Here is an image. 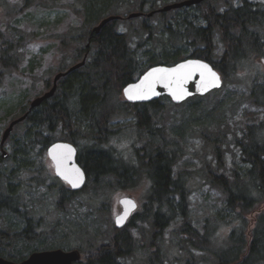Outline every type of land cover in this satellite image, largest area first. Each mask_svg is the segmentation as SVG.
<instances>
[{
    "label": "trees",
    "instance_id": "obj_1",
    "mask_svg": "<svg viewBox=\"0 0 264 264\" xmlns=\"http://www.w3.org/2000/svg\"><path fill=\"white\" fill-rule=\"evenodd\" d=\"M35 1L25 0L24 6L29 7ZM82 1L78 10L81 26L70 29L62 43L76 47L75 60L87 54L85 65L60 79L54 96L30 111L26 121L15 127L21 129L19 138L12 133L11 153L0 161V218L3 219L0 257L21 262L31 254L23 255L29 246L24 245L21 251L20 245L36 239L39 220L34 221L25 193L31 195L32 189L37 190L50 179L43 161L37 162L36 158L45 154L52 143L63 141L79 148L77 161L88 181L94 184L113 177L115 189L134 190L144 180L148 182L143 213L138 221L151 222L155 251L146 255L142 264H172L173 259L178 260V256H172L173 251L189 250L211 255L212 264H264V211L257 215L250 232L247 220L249 214L264 204V117L247 123L242 136L233 140L239 156L238 161L233 156L228 171L224 153L217 145L219 139L213 140L215 166H206L202 175L207 185L223 195V206L204 220L199 232L188 216L192 176L174 170L183 154L180 144L189 125L174 126L171 137L165 138L167 133L156 125L164 106L162 101L171 103L168 98L148 104H130L122 99L123 88L146 69L193 58L207 62L220 73L223 86L240 80L247 72L252 77L248 84L249 102L264 111V71L254 62L264 58V6L240 0L237 6L225 1L222 7L218 2L212 4L205 0L172 10L170 13L174 12L175 16L167 18L169 12L155 11L183 0ZM131 13L142 14L139 17L141 33L139 30L131 33L139 38L135 47H131L130 36L118 30L119 20L107 23L97 34L92 32L106 17L120 16L121 21H131L127 19ZM156 17L159 22L153 24L151 21ZM18 60L14 41L5 40L0 46L1 70L16 68ZM46 88H51L50 82ZM221 91L215 90L205 97ZM203 101L204 97H194L183 103L193 109L194 125H199L206 113L218 116L211 125L221 122L225 115L223 105L205 110ZM27 111L28 108L23 110V114ZM121 117L134 120L137 140L144 142L133 151V159H126L113 148L114 140L118 144L115 138L119 131L112 129V123ZM53 185H47V190L52 191ZM74 195L61 185L55 206L62 200L69 202ZM177 219L182 220L179 230L161 239L163 231ZM134 220L135 216L126 228L132 227ZM3 221L8 225H2ZM125 229L115 230L108 245L94 248L90 244L81 250L85 264H125L119 259L133 256L138 247ZM37 242L38 246L42 245L40 239Z\"/></svg>",
    "mask_w": 264,
    "mask_h": 264
},
{
    "label": "rangeland",
    "instance_id": "obj_2",
    "mask_svg": "<svg viewBox=\"0 0 264 264\" xmlns=\"http://www.w3.org/2000/svg\"><path fill=\"white\" fill-rule=\"evenodd\" d=\"M210 1L212 4L218 2L222 7L225 5V1L235 6L240 2V0ZM249 1L264 6V0ZM24 3L25 0H0V46L7 39L13 40L16 56L18 55L19 58L16 68L6 72L0 68V138L9 123L22 116L23 110L29 108L31 101L49 90L46 88L47 82L52 85L54 76L63 68L67 69L81 61V58L75 60L74 50L76 47L74 45L66 46L65 43H62V38L69 33L70 29L80 28L82 20L78 10L83 1L36 0L29 7H25ZM173 16H175L174 12L167 14V18ZM140 21V18H133L131 21H118V30L130 36L131 47H135L136 42L139 41V38L131 33L134 30L140 31ZM151 22L156 24L159 22V18L156 17ZM143 34H141L142 37ZM254 62L264 71V58L261 62L258 59ZM246 73L241 75L240 80L222 85V91L215 96L209 98L204 96L202 105L206 106L205 110L214 107L217 109L220 105L225 108V115L222 121L217 124L211 125L213 119L218 118L217 114L213 113L212 116L210 113H206L201 117L199 125H194L195 113L187 103L175 107L168 101H162L164 106L157 117L159 122L156 127L167 133L164 135L165 138L171 137L170 132L174 126L186 127L189 125L184 140L180 144L183 154L178 159L174 170L192 176L189 184L191 193L188 216L191 225L199 232H202L204 220L213 216L223 206V195L207 185L202 175L206 166H215L213 140L219 139L217 145L224 153L225 167L228 171L232 166L233 158L236 157L238 161L239 156L233 140L242 136L247 123L264 117V111L257 109L249 102L248 84L252 77ZM209 124L210 126H208ZM112 125L113 130L119 131L115 138L118 139V144L114 140L116 143L113 148L117 149L126 159H133V151L144 143L138 142L137 133L133 128L134 120L121 117L116 119ZM20 131V128L15 129L14 127L15 134L13 136L19 138ZM9 138L3 146L8 154L11 153ZM36 161H43L42 163L51 177L45 180L44 186H40L37 190L32 189L31 195L25 193L26 200H28L26 202L29 203V208L33 211V216L36 219L34 221L38 222V219L39 222L37 233H35L36 239L26 240L25 244L20 245L21 251L24 245L29 246L28 251L23 255L28 256L34 251L57 249L59 246L64 251L72 249L84 251L90 244L94 248L108 245L116 230L114 219L119 214L118 201L122 197L129 196L136 202L137 210L135 211L134 225L128 228L138 247L133 256L122 260V262L125 264L143 263L146 255L149 254V243L152 242L154 233L149 224L138 221V216L143 213L145 195L149 188L146 180L134 190L115 189L113 177L104 178L96 184L89 180L85 188L75 193L69 202L62 200L59 206L57 203L55 206L56 201L54 200H58L57 190L62 184L54 178L46 152L39 154ZM111 183H113L112 186ZM49 184H56L53 185L52 191L46 188ZM262 211H264V204L247 216L248 232L254 227L255 219ZM2 220L0 218V222ZM5 223L8 225L6 221H3L2 225ZM181 226L182 220L177 219L163 231L161 239L169 238ZM37 239L42 241V245L38 246ZM172 253V256H178V260L173 259L172 264H212L213 261L211 255L194 250L173 251ZM81 261L86 263L84 257Z\"/></svg>",
    "mask_w": 264,
    "mask_h": 264
},
{
    "label": "water",
    "instance_id": "obj_3",
    "mask_svg": "<svg viewBox=\"0 0 264 264\" xmlns=\"http://www.w3.org/2000/svg\"><path fill=\"white\" fill-rule=\"evenodd\" d=\"M203 1H205V0H183L180 2L165 5L164 7L156 10L155 12L156 13H167V12H170L172 10L198 5V4L202 3ZM152 15H153V12L148 14V17H150ZM141 16H142L141 13H131L127 16V19L139 18ZM121 19H122V17H120V16L106 17L103 20H101L98 23V25H96L92 29V32L97 34L100 32V30L103 28V26H105L107 23H109L111 21H115V20H121ZM86 58H87V54L84 55V58L80 62L69 67L65 72L57 73L53 78L51 88L47 92H45L42 96L37 97L33 101H31V103L29 104L28 111L26 113H24L22 116H20L19 118L15 119L9 123L8 127L4 130V132L2 133L1 138H0L1 158L2 159H5L8 157L7 152L4 151L2 149V147L5 145L9 136L13 132L14 127H16L17 125L26 121L30 111L39 107L44 101L52 98L56 92L57 83L59 82V80L64 78L65 76H67L71 72L83 67L85 65ZM189 62H198L199 64L208 65V67L211 69V71L216 73V76L218 77V84L216 86H212V87H209L207 89L203 88L202 83H201L200 71L195 70V71H192L190 78H188L186 81L183 82L182 87H183L184 94L182 95V98L179 100L173 98V96L171 94L172 90L168 87L163 86V83H157L155 85V94L149 95L147 98L139 99V100H129L126 98V96L124 94V89L129 87V85L139 84L141 82V80H143V78L148 73L152 72L154 69L171 70V69H176L177 66H179V65L189 64ZM222 85H223L222 76L215 69H213V67L210 64H208L205 61L199 60V59L187 58V59H184V60H182L176 64H173V65H155V66H152V67L146 69L134 82L128 84L126 87L123 88L122 98L127 103H130V104H148V103L157 101L160 98H168L172 104L181 105L191 98L204 97V96L208 95L209 93H211L215 90H219V89H221ZM172 87H173V89H178L179 85L175 81H173ZM58 145H60V146L67 145L68 148H70L72 150L71 155L67 156V160L65 161V167L67 168L68 173H74L76 169H79V171L81 173V179H80L77 187H73L72 184L68 182V180L64 179L63 176L57 174V161L52 159V155H56L58 158H62L63 156H65L67 154V149H64L63 147L58 148L57 147ZM46 155H47V159L51 162V164L53 166V174H54L56 179L64 182L72 192H79L85 187L86 181H87L86 175H85L83 169L77 163V160H76L77 159V150L74 147V145H72L68 142H63V141L54 142L47 148ZM69 178L74 179L75 177L70 176ZM123 201H131L135 205V207L133 208L129 204L122 203ZM118 203H119V206L121 207V211L114 219V227L117 230H121L127 225L129 219L134 214V212L137 210V204L134 201V199L132 197H129V196L128 197H122L121 199H119ZM125 212H127V216L123 220L122 224L118 226L116 224V220L118 217L124 216ZM80 260H81V254L78 250L64 251L61 249H54V250H48V251L33 252L26 259H24L21 262H13V261H10V260H7V259L0 257V264H76V263L80 262Z\"/></svg>",
    "mask_w": 264,
    "mask_h": 264
},
{
    "label": "snow or ice",
    "instance_id": "obj_4",
    "mask_svg": "<svg viewBox=\"0 0 264 264\" xmlns=\"http://www.w3.org/2000/svg\"><path fill=\"white\" fill-rule=\"evenodd\" d=\"M199 70L201 83L203 88L207 89L218 84V77L216 73L212 72L211 69L206 64H199L198 62H189V64H182L177 66L176 69L171 70H161L154 69L152 72L148 73L139 84L129 85V87L124 89V94L129 100H139L147 98L149 95L155 94V85L157 83H163V86L170 88L171 94L174 99H181L183 92V82L190 78L192 71ZM173 81H175L179 87L178 89H173ZM58 148L63 147L67 149V154L62 158H58L56 155H52V159L57 161V174L64 177L72 184L73 187H77L81 179V173L79 169H76L74 173H68L65 167V161L67 156L71 155V149L67 145L57 146ZM70 176H74V179H70ZM122 203L129 204L133 208L135 205L131 201H123ZM127 212L124 216L118 217L116 224L119 226L122 224L123 220L126 218Z\"/></svg>",
    "mask_w": 264,
    "mask_h": 264
},
{
    "label": "flooded vegetation",
    "instance_id": "obj_5",
    "mask_svg": "<svg viewBox=\"0 0 264 264\" xmlns=\"http://www.w3.org/2000/svg\"><path fill=\"white\" fill-rule=\"evenodd\" d=\"M84 58V56L82 57V59ZM81 59V60H82ZM73 66V65H72ZM123 99V98H122ZM124 100V99H123ZM125 101V100H124ZM7 142V141H6ZM69 143V142H68ZM71 144V143H70ZM73 145V144H72ZM75 148H76V150H77V158H78V153H79V148L77 147V146H74ZM2 149L5 151V149L2 147ZM47 150V149H46ZM7 152V151H6ZM8 154V153H7ZM47 156V155H46ZM6 159V158H5ZM2 160V158H1V147H0V161ZM77 160V159H76ZM49 161V160H48ZM49 163L51 164V162L49 161ZM77 163H78V161H77ZM78 165H79V163H78ZM51 166H52V164H51ZM81 168H82V166L81 165H79ZM52 169H53V166H52ZM83 169V168H82ZM83 171H84V169H83ZM84 173H85V171H84ZM54 175V174H53ZM85 175H86V173H85ZM55 177V176H54ZM86 179H87V181H88V178H87V175H86ZM58 180V179H57ZM59 181V180H58ZM87 181H86V183H87ZM66 189H68V190H70L69 189V187L64 183V182H62V181H59ZM86 186V185H85ZM85 188V187H84ZM83 188V189H84ZM71 191V190H70ZM74 193H77V192H74ZM120 211H121V207L119 206L118 207V212L120 213ZM135 216V212H134V214L131 216V218L129 219V221L133 218ZM129 221H128V223H129ZM144 222H146L147 224H149V226L151 227V222L150 221H144ZM128 223H127V225H128ZM127 225L123 228V229H125L126 227H127ZM116 229V228H115ZM127 229V230H126ZM125 230H126V232H127V234L128 235H130V236H132L131 235V233H130V231H129V228H126ZM117 230V229H116ZM122 230V229H121ZM117 231H120V230H117ZM114 238V237H113ZM57 249H60V248H57ZM51 250H54V249H51ZM61 250H63V249H61ZM72 250H77V249H72ZM149 254H147V256H150V254L151 253H153L154 251H155V248H154V242H150L149 243ZM44 251H48V250H44ZM68 251H71V250H68ZM79 251V250H78ZM80 252V251H79ZM81 254V253H80ZM129 258V257H128ZM81 259H82V255H81ZM124 259H126L125 257L124 258H121V259H119L121 262H122V260H124ZM81 261V260H80Z\"/></svg>",
    "mask_w": 264,
    "mask_h": 264
}]
</instances>
